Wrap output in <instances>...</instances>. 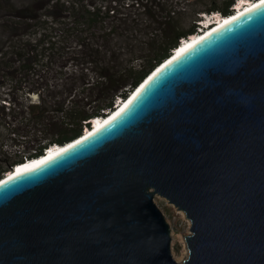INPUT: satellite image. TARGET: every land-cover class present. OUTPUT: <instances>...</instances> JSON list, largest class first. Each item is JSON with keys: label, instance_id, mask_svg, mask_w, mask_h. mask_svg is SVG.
Segmentation results:
<instances>
[{"label": "water", "instance_id": "water-1", "mask_svg": "<svg viewBox=\"0 0 264 264\" xmlns=\"http://www.w3.org/2000/svg\"><path fill=\"white\" fill-rule=\"evenodd\" d=\"M133 92L97 129L0 179V264H264V0ZM156 197L190 222L182 262Z\"/></svg>", "mask_w": 264, "mask_h": 264}, {"label": "trees", "instance_id": "trees-1", "mask_svg": "<svg viewBox=\"0 0 264 264\" xmlns=\"http://www.w3.org/2000/svg\"><path fill=\"white\" fill-rule=\"evenodd\" d=\"M129 1L28 0L22 7L24 13L16 14L20 20H30L25 24L32 31L18 34L16 22L11 30L16 40L0 48V63L7 70L11 93V104H0V179L25 160L42 156L46 148L80 137L85 127L90 128L87 121L104 117L118 99H126L171 55L181 39L197 32L201 14L231 15L237 0H184L189 1L186 7L191 18L187 29L177 19L180 10L187 9L173 0H157L158 8L149 5L156 0ZM131 7L144 9L149 20L144 25L132 24L124 16ZM50 17L57 22L49 25ZM73 45L81 55L68 60L89 65L86 68L94 72L92 78L83 73L76 81L69 76L62 83L43 82L42 68L55 73L62 70ZM58 59L57 70L54 61ZM87 89L86 100H75L77 92ZM19 92L25 98L20 99ZM32 93L38 95V104L31 103ZM53 117H57L54 122Z\"/></svg>", "mask_w": 264, "mask_h": 264}, {"label": "rangeland", "instance_id": "rangeland-1", "mask_svg": "<svg viewBox=\"0 0 264 264\" xmlns=\"http://www.w3.org/2000/svg\"><path fill=\"white\" fill-rule=\"evenodd\" d=\"M28 0H0V48H4L7 43H12L16 40V37L12 39L11 35L13 30L14 25L16 22H18V34H21L22 36L25 35V33H31L32 29L26 28L25 23H29L30 20H25V19H18L16 17V14L23 12L22 7L27 3ZM77 1V0H75ZM88 1V0H86ZM90 1V0H89ZM96 3H100L101 0H92ZM125 3H129V0H123ZM172 1V0H169ZM175 3L178 4V6L185 7L187 10H180L182 14H179L177 19L180 21V24L183 29H187L191 25V18H190V12H188V8L186 7L187 2L192 1H184V0H173ZM194 1V0H193ZM210 1V0H208ZM207 1V2H208ZM220 2L221 0H216ZM7 4V5H4ZM157 0L153 3H150L149 5L153 6L154 8L160 7V5L156 6L155 3ZM159 3V2H158ZM13 7V8H12ZM124 10V8H122ZM43 10H40V13ZM24 13V12H23ZM164 13V11H162ZM201 14L200 16H202ZM125 18H128V21H130L132 24H139V25H144L145 22L149 20V17L146 16L144 9H136L131 7L130 10H126L124 12ZM56 21L57 19L55 17H50V24L53 23L52 21ZM20 22V23H19ZM54 23V25H57V23ZM12 39V40H11ZM81 53L78 52V49L75 47V45L72 46V50L70 53L67 55V62H64L65 66L62 68V70H58L60 62L58 60L54 61L56 62V66H54V69H57L58 72H52L51 69H46L45 67L42 68L41 74L43 77V82H47L49 85L52 84H57V83H62L63 81H68V77L70 79H73V81H76L77 78L83 74L86 73L88 75L87 79H91L92 76L94 75V72L91 71L90 69H87L86 67H89V65H79L77 64L76 61L68 60L69 56H80ZM124 58L125 56H121ZM7 70L3 67V64L0 63V104H5L8 105L10 102L11 98V93L8 92V86H9V80L5 78ZM67 79V80H65ZM69 79V80H70ZM61 87H56L55 89L59 90ZM62 89V88H61ZM56 90V91H57ZM77 90V87H75L74 92ZM8 92V93H7ZM47 93V92H46ZM20 96V99L25 98L24 93L19 92L18 93ZM48 94V93H47ZM89 95V90L87 89L84 93L77 92L75 95V100H86L88 98L87 96ZM74 96V95H73ZM30 100L31 103L33 104H38V95L35 93L30 94ZM59 97V95H57ZM67 104V102H66ZM12 106V105H11ZM9 106H6V112H8ZM93 109V108H89ZM57 117H53L51 121L54 122V120ZM57 146V145H56ZM155 203L157 206L161 209L163 214L165 215L166 221L170 225L172 232H171V251L174 259L177 262H182L185 258L188 257V249L186 246V243L184 241V235L190 233V222L186 218L184 212L178 210L173 204L169 203L166 199L161 198V197H156L155 198Z\"/></svg>", "mask_w": 264, "mask_h": 264}, {"label": "bare ground", "instance_id": "bare-ground-1", "mask_svg": "<svg viewBox=\"0 0 264 264\" xmlns=\"http://www.w3.org/2000/svg\"><path fill=\"white\" fill-rule=\"evenodd\" d=\"M247 1L246 0H243L242 4H246V5H249L250 3H246ZM257 1L251 3L248 7H251L254 3H256ZM247 7V9H248ZM239 11H238V14L241 13L242 11L246 10V8L242 7L241 8V5H239ZM234 15V14H232ZM231 15V16H232ZM219 17V16H217ZM224 21H226L225 19H219V21H217L216 23H212L211 25H209L205 30H203L201 33L197 34V35H194L193 38H191L190 41H187L185 42L183 45L177 47L179 48V50L176 52V54H179L181 53L182 51H184L185 49H187L188 47H190L195 41H197L203 34H205L206 32L210 31L212 28L222 24ZM173 55V54H172ZM127 100V99H126ZM125 100H123L121 103H119L113 110L111 113L115 112V114L121 110V105L124 103ZM126 104H124L123 106H125ZM114 114V115H115ZM111 114H108L107 116L103 117V119H105L106 117H109ZM112 116V115H111ZM103 119H98L95 121V124H94V129H97L98 127H100L103 123H105L106 121H104ZM92 128V129H93ZM92 129H89V131H91ZM88 130L86 131L85 134H87L89 132ZM68 144V143H67ZM64 147V145H60V146H56V147H51V150H49L50 152H48L45 156V154H43L41 157H43L42 159L40 158H37V159H33V160H28L27 162H24V164H22L21 166H19L18 168L15 169V171H22V170H25V169H28V168H31V167H34L35 165L41 163L42 161H44L45 159H48L50 158L51 156H53L54 154H56L58 151H60L62 148ZM31 161V162H30ZM14 172V170H12L10 172L9 175L7 176H10L12 173Z\"/></svg>", "mask_w": 264, "mask_h": 264}, {"label": "clouds", "instance_id": "clouds-1", "mask_svg": "<svg viewBox=\"0 0 264 264\" xmlns=\"http://www.w3.org/2000/svg\"><path fill=\"white\" fill-rule=\"evenodd\" d=\"M246 1H247V2H252V3H253V2H255V1H260V0H252V1L246 0ZM242 2H243V0H237V1H236L235 5H234L233 8H232V9H233V13H232V14H234V15L236 14V13H235V12H236V9H238L239 5H240ZM241 7H243V6L241 5ZM211 14H212V13H211ZM211 14H203V15H202V21L198 22L199 25L201 26L202 23H206V22H208V20H206V19H207V18L209 17V15H211ZM214 14H216V13H214ZM232 14H231V15H232ZM231 15L224 16V17L220 15L219 17H217V18L215 19L214 22L216 23L217 21H219L220 17H221V19H225V20H226V19H228V18H230V17L233 16V15H232V16H231ZM214 22H213V23H214ZM211 24H212V23H209V24H207V26H203V30H205V29H206L209 25H211ZM212 29H213V28H212ZM203 30H202V31H203ZM202 31H200V32H196L194 35H197V34L201 33ZM194 35H190V36H188L187 38H183V39H181V40H183V41L180 40L178 47L181 46V45H183L185 42L190 41L191 38L194 37ZM179 48H180V47H179ZM179 48L176 47L174 50H172V51H171V55H172V54L175 55L176 52L179 50ZM133 93H134V92L132 91L126 99H128ZM126 99H119V101L117 100V102H116L114 108H115L119 103H121L123 100L127 101ZM125 101H124V102H125ZM123 104H124V103H123ZM123 104H122V105H123ZM122 105H121V106H122ZM114 108H113V109H114ZM113 109H112V110H113ZM112 110H110L109 112H107V114H106L105 116H107L108 114H112V113H111ZM113 113H114V112H113ZM112 115H113V114H112ZM105 116H104V117H105ZM106 118H108V117H106ZM106 118H105V119H106ZM98 119H103V117H96V118H94V119H91L90 121H87V122L90 124V128H89V129H92V128L94 127L95 121L98 120ZM105 119H103V120H105ZM89 129L86 128V130L83 131V134H85V132H86L87 130L89 131ZM93 129H94V128H93ZM89 132H90V131H89ZM53 147H55V145H54ZM46 149L51 150V147H50V148H46ZM46 149H45L44 152H43V154H45V156H46V154L48 153V151H46ZM38 158L40 159V158H43V157L40 156V157H38ZM33 159H34V158H33ZM33 159H31V160H33ZM27 161H28V159L25 160L24 162H27ZM30 162H31V161H30ZM20 165H21V164H20ZM20 165L15 166V167L13 168V170L15 171V169L18 168ZM11 171H12V170H11ZM11 171H10V172H11ZM10 172L5 173L4 176H3L2 178H4L6 175L10 174Z\"/></svg>", "mask_w": 264, "mask_h": 264}, {"label": "built area", "instance_id": "built-area-1", "mask_svg": "<svg viewBox=\"0 0 264 264\" xmlns=\"http://www.w3.org/2000/svg\"><path fill=\"white\" fill-rule=\"evenodd\" d=\"M217 16H220V14H219V13H216V14L212 13L211 15H209V17L206 19V20H208V22H206V23H202L201 26H199V27L197 28V32L202 31V30H203V26H207V24H209V23H213V22L215 21V19L217 18ZM181 41H183V40H181ZM118 101H119V99H118ZM86 128H87V127H85L84 130H86ZM84 130H83V131H84ZM92 130H93V129H92ZM92 130H91V131H92ZM85 133H86V132H85Z\"/></svg>", "mask_w": 264, "mask_h": 264}]
</instances>
